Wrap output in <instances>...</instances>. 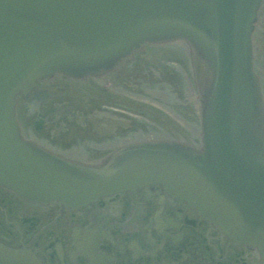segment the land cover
<instances>
[{
	"label": "water",
	"instance_id": "1",
	"mask_svg": "<svg viewBox=\"0 0 264 264\" xmlns=\"http://www.w3.org/2000/svg\"><path fill=\"white\" fill-rule=\"evenodd\" d=\"M262 0H0V185L68 209L161 184L264 264V107L251 33ZM180 39L198 63L202 148L131 146L102 167L76 165L22 139L15 99L56 71L113 68L144 42ZM201 61V62H200ZM0 245V264H29Z\"/></svg>",
	"mask_w": 264,
	"mask_h": 264
},
{
	"label": "flooded vegetation",
	"instance_id": "2",
	"mask_svg": "<svg viewBox=\"0 0 264 264\" xmlns=\"http://www.w3.org/2000/svg\"><path fill=\"white\" fill-rule=\"evenodd\" d=\"M264 103V1L251 33ZM189 45L144 42L107 71L63 72L16 97L20 136L67 162L102 167L131 146L202 148L206 93ZM0 245L29 264H260L254 247L224 233L161 184L68 209L0 185Z\"/></svg>",
	"mask_w": 264,
	"mask_h": 264
},
{
	"label": "bare ground",
	"instance_id": "3",
	"mask_svg": "<svg viewBox=\"0 0 264 264\" xmlns=\"http://www.w3.org/2000/svg\"><path fill=\"white\" fill-rule=\"evenodd\" d=\"M264 0H262L260 3H259V6H258V9H259V7H260V5H261V3L263 2ZM258 9H257V12H258ZM257 12H256V17H257ZM186 42V41H185ZM187 43V42H186ZM190 47V46H189ZM251 49H252V43H251ZM191 53H192V51H191ZM192 56H193V60H194V63H195V66H196V68H197V70H198V72L200 73V71H201V64L200 63H198L197 62V60L195 59V56H194V54L192 53ZM201 62V61H200ZM59 71H56V72H54V73H58ZM54 73H51L50 75H53ZM50 75H47V76H50ZM47 76H45V77H47ZM42 78H44V77H42ZM42 78H40V79H42ZM201 78H202V75H201ZM40 79H38V80H40ZM38 80H36V82L38 81ZM35 82V83H36ZM35 83H34V85H35ZM34 87V86H33ZM32 87V88H33ZM18 96V95H17ZM16 96V97H17ZM262 102V105H263V107H264V103H263V100L261 101ZM15 106H16V99H15ZM14 116H15V109H14Z\"/></svg>",
	"mask_w": 264,
	"mask_h": 264
}]
</instances>
